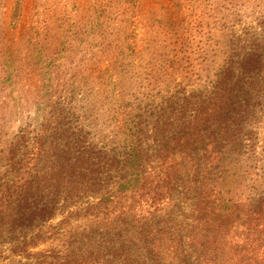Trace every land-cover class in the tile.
I'll use <instances>...</instances> for the list:
<instances>
[{
  "label": "trees",
  "instance_id": "16d2710c",
  "mask_svg": "<svg viewBox=\"0 0 264 264\" xmlns=\"http://www.w3.org/2000/svg\"><path fill=\"white\" fill-rule=\"evenodd\" d=\"M245 64L259 74L223 67L199 115L186 98L171 120L126 103L130 122L106 139L56 108L0 138V243L16 233V264H264V176L242 180L234 127L238 93L244 119L264 98V60Z\"/></svg>",
  "mask_w": 264,
  "mask_h": 264
},
{
  "label": "rangeland",
  "instance_id": "374dc122",
  "mask_svg": "<svg viewBox=\"0 0 264 264\" xmlns=\"http://www.w3.org/2000/svg\"><path fill=\"white\" fill-rule=\"evenodd\" d=\"M245 56L264 60V0H0L2 147L56 108L95 122L106 139L111 124L130 122L126 103L171 120L186 98L199 115L223 67L259 74L241 65ZM245 98L235 97L234 127L250 185L264 176V98L250 100L244 119ZM0 264H16V233L0 243Z\"/></svg>",
  "mask_w": 264,
  "mask_h": 264
}]
</instances>
